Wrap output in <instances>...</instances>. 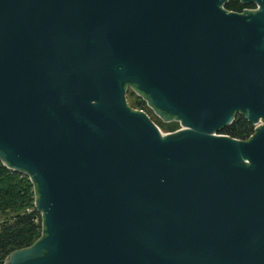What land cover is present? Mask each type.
I'll list each match as a JSON object with an SVG mask.
<instances>
[{"label": "water", "instance_id": "water-1", "mask_svg": "<svg viewBox=\"0 0 264 264\" xmlns=\"http://www.w3.org/2000/svg\"><path fill=\"white\" fill-rule=\"evenodd\" d=\"M228 1L0 0V160L42 216L4 264H264V0Z\"/></svg>", "mask_w": 264, "mask_h": 264}, {"label": "trees", "instance_id": "trees-1", "mask_svg": "<svg viewBox=\"0 0 264 264\" xmlns=\"http://www.w3.org/2000/svg\"><path fill=\"white\" fill-rule=\"evenodd\" d=\"M251 7L254 5H243L240 0H229L225 5L227 10L236 12ZM144 105L139 103L138 108L144 109ZM253 132L254 125L241 115L221 133L246 140ZM34 202V186L28 177L7 168L0 160V211L13 213L12 221L0 228V264H4L11 252L30 247L41 237L42 216Z\"/></svg>", "mask_w": 264, "mask_h": 264}, {"label": "rangeland", "instance_id": "rangeland-1", "mask_svg": "<svg viewBox=\"0 0 264 264\" xmlns=\"http://www.w3.org/2000/svg\"><path fill=\"white\" fill-rule=\"evenodd\" d=\"M127 100L130 106H136L137 108L139 107V103H141L142 105H144V101L142 100V98L135 93L134 91H132L130 89V91L127 94ZM143 102V103H142ZM145 110L149 113V115L151 116V118L155 121V123L161 127V129L164 132H173L175 130L180 129L182 126L179 122L177 121H164L163 119H161L158 115H156L154 113V111L146 104L144 105ZM25 176V175H23ZM27 177V176H25ZM28 180L31 182V180L28 177ZM32 183V182H31ZM13 218V213L10 211H0V228L2 227V225L9 223L10 221H12Z\"/></svg>", "mask_w": 264, "mask_h": 264}, {"label": "built area", "instance_id": "built-area-1", "mask_svg": "<svg viewBox=\"0 0 264 264\" xmlns=\"http://www.w3.org/2000/svg\"><path fill=\"white\" fill-rule=\"evenodd\" d=\"M251 8H254V7H251ZM245 9H246V8H245ZM146 104H147V103H146ZM136 109L146 111L145 108H144V109H142V108H136ZM146 112H147V111H146ZM147 113H148V112H147ZM148 114H149V113H148ZM258 125H259V124L255 125V126H254V129H255V127L258 126ZM175 131H176V130H175ZM25 176H26V175H25ZM27 177H28V176H27Z\"/></svg>", "mask_w": 264, "mask_h": 264}, {"label": "flooded vegetation", "instance_id": "flooded-vegetation-1", "mask_svg": "<svg viewBox=\"0 0 264 264\" xmlns=\"http://www.w3.org/2000/svg\"><path fill=\"white\" fill-rule=\"evenodd\" d=\"M129 91H130V90H129ZM241 115H242V114L238 113L237 116H236V119H235V120H237L239 117H241ZM234 122H235V121H234ZM234 122H233V123H234ZM233 123H232V124H233Z\"/></svg>", "mask_w": 264, "mask_h": 264}]
</instances>
